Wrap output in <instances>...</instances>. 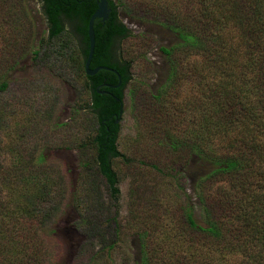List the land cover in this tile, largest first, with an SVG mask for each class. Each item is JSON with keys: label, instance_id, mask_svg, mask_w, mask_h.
<instances>
[{"label": "trees", "instance_id": "trees-1", "mask_svg": "<svg viewBox=\"0 0 264 264\" xmlns=\"http://www.w3.org/2000/svg\"><path fill=\"white\" fill-rule=\"evenodd\" d=\"M29 1L0 0V26L21 43L0 60V131L5 128L7 113L1 97L13 82L7 73L33 33ZM35 1L46 23L44 42L54 45L60 41L65 49L74 47L83 69L86 23L96 8L95 0ZM197 2V12L185 17L153 13L151 19L168 28L174 41L158 46L166 72L150 98L158 107L167 108L169 90L192 76L200 90V99L193 97L185 103L190 110L202 109L200 123L187 135L163 131L178 170L183 168L192 175V196L185 195L175 216L176 235L189 252L167 256L170 252L158 245L150 221L131 233L136 250L130 264H264V0ZM107 6L103 23L99 18L92 23L88 66L113 68L120 76L119 91L111 88L117 77L110 70L99 69L84 77L90 93L87 113L94 126L87 142L94 149L96 171L115 203L118 187L111 160L123 159L116 140L130 64L116 50L118 39L127 36L128 29L118 20L114 2L107 0ZM38 52L37 48L30 51L32 57ZM188 59H192L189 68ZM99 82L108 83L113 96L101 98L95 91ZM7 150L0 140V264H58V219L71 209L75 213L72 226L86 234L95 230L98 216L79 212L90 200L81 199L85 193L80 194L69 168L55 157L35 151L26 158L18 151L17 163L10 167L5 163ZM15 187L34 190L39 196L14 202L11 194ZM115 216L114 212L109 219L118 224ZM119 231L115 226L113 238L104 246L99 243L95 252L112 250ZM92 260L72 264H95Z\"/></svg>", "mask_w": 264, "mask_h": 264}, {"label": "rangeland", "instance_id": "rangeland-1", "mask_svg": "<svg viewBox=\"0 0 264 264\" xmlns=\"http://www.w3.org/2000/svg\"><path fill=\"white\" fill-rule=\"evenodd\" d=\"M112 1L118 20L128 29V35L118 39L116 50L130 64L116 140L123 159L111 160L118 187L115 203L96 171L94 149L87 142L94 126L87 113L90 93L80 58L74 47L65 49L60 41L54 45L44 42L46 23L35 0L28 4L33 33L21 51L22 56L7 73L13 82L1 97L7 111L5 128L0 131L1 143L9 150L5 163L10 167L17 163L18 151L26 158L35 151L55 157L69 168L70 178L78 185L80 194L85 193L81 199L90 200L79 212L98 216L95 230L81 234L72 226L75 213L71 209L63 213L56 223L61 241L58 264L84 263L90 258L95 264H130L136 250L131 233L150 221L156 229L158 245L164 252H170L167 256L189 252L184 240L176 235L175 216L185 195L192 196V175L184 173L183 168L178 170V162L165 145L163 131L187 135L200 123L202 109L190 110L186 108L189 104L185 105L193 97L200 99V90L192 76L169 90L167 108L158 107L150 98L166 72L158 46L174 41L168 28L151 19L153 13L185 17L197 12L198 2ZM16 40V36L7 30L3 32L0 26V60L11 47L21 46ZM34 48L39 49L36 57L30 53ZM191 60H187V68ZM56 123L64 124L48 129ZM45 145L49 147L44 148ZM38 196L34 190L18 187L11 194L14 202L33 201ZM114 212L118 224L109 219ZM115 226L120 231L114 248L96 253L99 243L104 246L113 238Z\"/></svg>", "mask_w": 264, "mask_h": 264}, {"label": "water", "instance_id": "water-1", "mask_svg": "<svg viewBox=\"0 0 264 264\" xmlns=\"http://www.w3.org/2000/svg\"><path fill=\"white\" fill-rule=\"evenodd\" d=\"M95 3H96V8L89 15L86 23L87 52L83 63V71L85 75H93L99 69H106L117 73L113 68L106 65H97L94 67L88 66L93 49V29H92L93 20L95 18H99L103 23V21L107 18V14L109 11V8L107 6V0H95ZM120 113H121V106L119 108V114Z\"/></svg>", "mask_w": 264, "mask_h": 264}, {"label": "flooded vegetation", "instance_id": "flooded-vegetation-1", "mask_svg": "<svg viewBox=\"0 0 264 264\" xmlns=\"http://www.w3.org/2000/svg\"><path fill=\"white\" fill-rule=\"evenodd\" d=\"M113 72V71H112ZM115 73V72H114ZM116 74V77H117V82L116 84H113L111 85L113 89H115V91H119V85H120V76L118 73H115ZM108 87H109V84L106 83V82H99L95 85V91L96 93L101 97V98H104L106 96H111L112 93L110 91H108ZM113 96V95H112ZM115 99H117L115 96H114ZM120 108V107H119ZM118 115H120L118 113Z\"/></svg>", "mask_w": 264, "mask_h": 264}]
</instances>
